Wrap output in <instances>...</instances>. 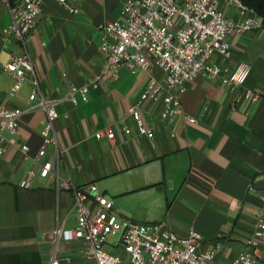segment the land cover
<instances>
[{
	"label": "crops",
	"instance_id": "crops-1",
	"mask_svg": "<svg viewBox=\"0 0 264 264\" xmlns=\"http://www.w3.org/2000/svg\"><path fill=\"white\" fill-rule=\"evenodd\" d=\"M126 0H43L44 11L28 43L41 92L32 95L30 81L15 93L14 75L0 66V100L24 111L14 132H8L0 155V264H46L54 249L50 232L58 225L76 224L73 194L61 183H96L114 202L121 218L165 221L181 235L196 228L202 246L219 242L216 264H232L254 239L264 249V226L259 227L264 189V95L235 100L221 77L203 73L188 83L180 112L169 119L161 105L147 103L144 119L151 132L140 133L129 107L149 79H164L162 68L131 71L119 65L88 101L61 100L55 122L57 141L42 160H55L46 177L36 175L32 187L20 182L30 168L40 169L35 157L43 145L46 114L41 97L62 98L71 85H83L104 67L100 24L122 16ZM78 9L77 12L71 10ZM227 13L239 17L237 8ZM11 21L8 3L0 0V61L26 49L4 27ZM232 53H214L211 61L234 69L251 65L246 85L264 91V27L229 35ZM194 117L196 121H190ZM115 130V140L106 129ZM104 130L101 138L94 136ZM23 145L30 148L26 152ZM253 185V186H252ZM87 244L76 239L62 250L82 260ZM264 264V262H263Z\"/></svg>",
	"mask_w": 264,
	"mask_h": 264
},
{
	"label": "built area",
	"instance_id": "built-area-1",
	"mask_svg": "<svg viewBox=\"0 0 264 264\" xmlns=\"http://www.w3.org/2000/svg\"><path fill=\"white\" fill-rule=\"evenodd\" d=\"M5 1L10 8L11 21L3 33L16 37L26 49L13 54L8 61H0V66L15 77L11 94L30 81L32 95H37L41 92L40 79L35 72L28 43L43 14V0ZM227 7L237 8L239 17L229 15ZM71 10L78 11L72 7ZM263 27L264 18L243 0H126L121 17L100 24L105 34L102 41L105 61L101 73L86 84L71 85L62 98L41 97L40 106L46 119L42 130L43 145L35 157L40 169L30 168L20 186L32 187L34 177L48 176L61 158L63 151L58 150L56 161L42 160L49 144L57 141L58 102L68 100L77 104L80 100L88 101L90 89L98 88L102 77L108 73L115 74L121 64L137 71L148 70L154 63L165 72L164 79L152 76L140 97L129 107L142 134L152 130L144 119L147 103L160 104L164 119L176 116L180 112L181 95L187 90L188 83L200 73L221 77L236 94V101L259 99L264 91L246 85L252 70L249 63L240 62L234 69H229L212 62L211 57L214 53L231 56L229 35ZM23 111L0 100V155L6 150V134L16 131ZM104 132L98 130L94 136L101 138ZM106 134L115 140L114 128H107ZM29 148L23 145L24 151ZM260 176L264 178V170ZM61 185L73 194L72 210L76 213V224L60 223L50 232L54 249L46 264H216L219 242L203 247L202 234L196 228L181 235L165 221L121 218L114 209L113 200L96 183L78 185L66 180ZM261 200L259 227L264 226V189ZM76 239L87 244V248L80 251L81 261L76 260L74 254L62 250L64 243ZM263 262L264 249L251 239L232 264Z\"/></svg>",
	"mask_w": 264,
	"mask_h": 264
},
{
	"label": "trees",
	"instance_id": "trees-1",
	"mask_svg": "<svg viewBox=\"0 0 264 264\" xmlns=\"http://www.w3.org/2000/svg\"><path fill=\"white\" fill-rule=\"evenodd\" d=\"M243 1L264 18V0H243Z\"/></svg>",
	"mask_w": 264,
	"mask_h": 264
}]
</instances>
